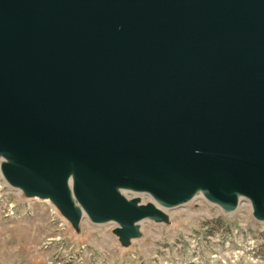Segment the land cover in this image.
Wrapping results in <instances>:
<instances>
[{
    "label": "water",
    "instance_id": "1",
    "mask_svg": "<svg viewBox=\"0 0 264 264\" xmlns=\"http://www.w3.org/2000/svg\"><path fill=\"white\" fill-rule=\"evenodd\" d=\"M0 174L123 245L197 193L264 219V0H0Z\"/></svg>",
    "mask_w": 264,
    "mask_h": 264
},
{
    "label": "rangeland",
    "instance_id": "2",
    "mask_svg": "<svg viewBox=\"0 0 264 264\" xmlns=\"http://www.w3.org/2000/svg\"><path fill=\"white\" fill-rule=\"evenodd\" d=\"M2 178L0 264H264V219L245 198L225 211L197 193L169 208L168 222L139 221L140 235L123 245L115 222L85 216L75 228L49 199L25 196Z\"/></svg>",
    "mask_w": 264,
    "mask_h": 264
},
{
    "label": "built area",
    "instance_id": "3",
    "mask_svg": "<svg viewBox=\"0 0 264 264\" xmlns=\"http://www.w3.org/2000/svg\"><path fill=\"white\" fill-rule=\"evenodd\" d=\"M3 179V178H2ZM4 180V179H3ZM4 182H6L5 180H4Z\"/></svg>",
    "mask_w": 264,
    "mask_h": 264
}]
</instances>
